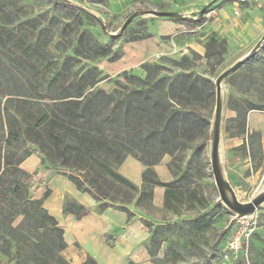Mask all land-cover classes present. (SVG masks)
<instances>
[{"label":"trees","instance_id":"trees-1","mask_svg":"<svg viewBox=\"0 0 264 264\" xmlns=\"http://www.w3.org/2000/svg\"><path fill=\"white\" fill-rule=\"evenodd\" d=\"M48 1L74 6L66 0ZM19 10L16 2L0 0V253L12 264H75L64 254L69 248L64 228L44 204L53 190L46 176L29 172L24 161L39 154L47 170L66 175L95 199L90 207L65 194L62 213L77 221L95 206L99 212L114 207L127 213L129 225L137 219L132 206L157 210L155 186L165 188L164 211L177 213L186 197H197L181 160L188 148L198 149L207 139L196 141L208 129L204 109L215 100L216 87L191 73L171 74L146 62L144 78L124 70L127 83L116 80L112 91L97 86L102 73L89 67L70 78L60 93L59 79L51 73L55 54L48 46L55 35L54 19L45 24ZM87 44L94 53L110 49L90 36ZM206 48L211 58L213 48L222 56L226 45L211 39ZM227 80L232 88L227 108L236 114L226 119L224 131L243 140L235 152L250 158L254 168H264L262 133L248 125L251 111L264 112V45ZM166 154L172 157L167 166L174 179L163 182L154 167ZM127 156L145 166L140 185L119 171ZM36 183L46 187L39 197L32 194ZM142 220L151 231L147 248L152 261L163 264L169 254L158 255L163 223ZM79 264L100 263L86 254Z\"/></svg>","mask_w":264,"mask_h":264},{"label":"rangeland","instance_id":"rangeland-1","mask_svg":"<svg viewBox=\"0 0 264 264\" xmlns=\"http://www.w3.org/2000/svg\"><path fill=\"white\" fill-rule=\"evenodd\" d=\"M12 1L18 5L21 15L36 16L45 24L54 19L55 35L48 46L55 54L56 62L51 73L59 79L57 89L60 93L67 89L70 78L81 75L89 67H96L102 73L97 86L112 91L116 88V80L127 83L122 75L124 70L144 78L146 72L142 64L146 62L162 65V69L171 74L187 72L214 84L220 72L258 44H261V50L264 44V0H246L237 7L233 0H66L74 3L72 8L55 5L48 0ZM159 11L174 15L156 14ZM212 15L216 16L214 20H210ZM131 17V23L123 30V24ZM88 36L97 44H109L110 49L103 53L92 52L87 44ZM211 39L217 42L224 40L226 50L222 56L217 55L214 48L211 58L206 55V45ZM227 79L223 81L221 135L224 169L236 196L242 202H248L264 188V168H254L250 158L240 151L235 152V146L243 140L229 137L224 131L226 119L235 115L227 108L228 95L232 92ZM215 102L216 98L205 107L208 129L196 140L207 138L206 141L198 149L188 148L181 160L182 171L187 170L197 197H186L177 213L132 206L141 220L144 217L162 219L165 229L158 237L163 239L169 252L163 264L264 263V204L256 210L258 222L263 226L256 228L247 248L240 251L237 258L226 259L222 255L227 238L237 226L235 214L221 201L211 170L209 136ZM260 131L264 139V131ZM23 167L31 173L39 170L54 192L52 181L62 174L47 170L39 154L27 158ZM45 189L36 183L32 194L39 197ZM66 193L76 197L71 190L65 189L61 195L62 207ZM62 209L60 225L68 228L75 218L64 216ZM150 238L151 235L145 241L146 245ZM64 254L75 264H79L85 255L84 250L75 245ZM126 263L132 264L128 260ZM0 264L12 263L0 253Z\"/></svg>","mask_w":264,"mask_h":264},{"label":"crops","instance_id":"crops-1","mask_svg":"<svg viewBox=\"0 0 264 264\" xmlns=\"http://www.w3.org/2000/svg\"><path fill=\"white\" fill-rule=\"evenodd\" d=\"M233 112L236 114V111ZM248 125H250L251 130L264 131V112L251 111L248 117ZM170 160L171 157L166 154L162 162L154 167L163 182L174 179L172 172L167 166ZM144 168L145 166L137 158L127 156V159L119 167V171L129 177L135 184L140 185ZM51 186L54 192L46 199L44 204L50 213L54 214L58 219L61 218V208H63L61 195L65 189L71 190L77 199L87 206L94 207L96 205L95 199L90 194L78 190L75 184L65 176L57 175ZM164 194V187H154L152 200L159 212L164 211ZM127 219L128 216L125 211L114 207H108L103 212L98 210L91 211L80 221L72 220L68 228L63 227L65 240L69 248L78 244L84 250V256L90 254L100 264H127V260L135 264H157L152 261L145 244V241L151 235L150 229L144 225L140 218H137L129 225H126ZM150 219L156 222L162 221L158 217ZM166 248L165 243H163L158 254L159 257H163Z\"/></svg>","mask_w":264,"mask_h":264},{"label":"water","instance_id":"water-1","mask_svg":"<svg viewBox=\"0 0 264 264\" xmlns=\"http://www.w3.org/2000/svg\"><path fill=\"white\" fill-rule=\"evenodd\" d=\"M156 14L163 16H173L174 13L159 11ZM133 17L129 18L122 26L125 28L131 23ZM264 45V44H263ZM261 44H258L246 55L237 59L232 65L227 67L225 70L219 73V75L214 80L215 83V109L214 118L211 124V134H210V152L211 156V170H213L215 184H217L219 196L221 201L230 209L231 212L235 214L234 220L244 217H252L256 214V210L259 206L264 204V188L260 190L251 201L242 202L233 189L232 184L229 182L226 170L224 169V155L222 152V121H223V108H224V97H223V81H225L230 75L239 69L243 64L247 62L252 56L259 51Z\"/></svg>","mask_w":264,"mask_h":264},{"label":"built area","instance_id":"built-area-1","mask_svg":"<svg viewBox=\"0 0 264 264\" xmlns=\"http://www.w3.org/2000/svg\"><path fill=\"white\" fill-rule=\"evenodd\" d=\"M233 1L236 3V6H239V4L244 3L246 0ZM235 222L237 227L227 238V242L223 248L222 255L226 259L237 258L239 252H243L247 248L250 241L249 239L259 226L256 214L252 217L238 218V220H235Z\"/></svg>","mask_w":264,"mask_h":264}]
</instances>
